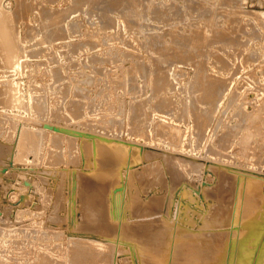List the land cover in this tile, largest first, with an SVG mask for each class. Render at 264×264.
Instances as JSON below:
<instances>
[{
    "label": "rangeland",
    "instance_id": "374dc122",
    "mask_svg": "<svg viewBox=\"0 0 264 264\" xmlns=\"http://www.w3.org/2000/svg\"><path fill=\"white\" fill-rule=\"evenodd\" d=\"M2 20L0 264H264V0H0Z\"/></svg>",
    "mask_w": 264,
    "mask_h": 264
},
{
    "label": "bare ground",
    "instance_id": "6f19581e",
    "mask_svg": "<svg viewBox=\"0 0 264 264\" xmlns=\"http://www.w3.org/2000/svg\"><path fill=\"white\" fill-rule=\"evenodd\" d=\"M0 33H1V37H0V44L5 48V49H7V50H9L10 51V56H12L13 58H16L17 57V54H16V49H17V47H16V44H15V41H14V39H13V35H12V31L10 30V27H9V21L8 20H6V21H0ZM14 61V63L16 64V66L18 65L17 63V61L14 59L13 60ZM21 61V60H20ZM16 84V83H15ZM20 84V83H19ZM15 86V85H14ZM13 98L15 99V100H19V96L17 95V94H14L13 95ZM245 180V179H244ZM244 190V189H243ZM226 195V194H225ZM222 197H223V195H222ZM224 198V197H223ZM225 199V198H224ZM228 202V201H227ZM220 209V208H219ZM235 212V211H234ZM240 218V217H239ZM241 223H242V221H241ZM250 224H252V223H250ZM242 225V224H241ZM238 226H239V224H238ZM179 228H181L180 226H179ZM211 228V227H210ZM189 229V228H188ZM186 230V228H185V230H183V231H181V229H178L177 228V230L176 231H181L183 234L181 235L180 234V231L179 232H177V233H179L178 235H176L175 236V239H174V241H178V242H180V239H183V243L185 244V246H188V249H190V245H191V247H192V249L195 247V245H198L199 243H201L202 241H201V239L199 238V236H197V234H195V232H197V231H193V230ZM174 234H176V233H174ZM172 237L170 238V241L172 242ZM239 239H241L240 237H239ZM203 240V239H202ZM170 241H168V243L170 242ZM171 242H170V244H171ZM170 244L168 245L167 244V248H168V246H170ZM174 246V245H173ZM176 246V245H175ZM175 249H176V247H174ZM236 248V247H235ZM234 248V249H235ZM188 249H186L187 251H188ZM196 249H198L197 247L195 248V250ZM147 250V249H146ZM167 251H169V248L168 249H166ZM194 250V249H193ZM166 251V252H167ZM190 251V250H189ZM192 251V250H191ZM165 252V253H166ZM175 252V251H174ZM236 252V251H235ZM237 252H238V250H237ZM153 253H155V252H153ZM153 253H151V255H152V259L154 260V258H158L159 256H157V254H153ZM168 253V252H167ZM259 253V252H258ZM215 254V253H214ZM220 253H218V255H219ZM150 255V254H149ZM168 255V254H167ZM170 255H171V253H170ZM212 255V254H211ZM42 256V255H41ZM171 256H173V255H171ZM217 255H215V261H216V263L218 264V260L216 259L217 257H219V256H217ZM235 257L237 256V255H234ZM151 257V256H150ZM174 257V256H173ZM160 258V257H159ZM237 258V257H236ZM233 259V263L232 264H235V262H236V264L241 260V258L239 259V257L237 258V259ZM42 259V258H41ZM242 259H244V257H242ZM262 259V258H261ZM151 260V259H150ZM170 260H171V257H170ZM174 259L172 258V261H173ZM176 260V259H175ZM258 261L259 260H257V263L256 264H258ZM262 261V260H261ZM40 262V264H41V261H39ZM43 262V261H42ZM152 262V261H151ZM170 262V261H169ZM228 262H230V256L226 259V264H228ZM243 262V261H242ZM240 263V262H239ZM155 264H157L156 262H155ZM176 264V263H175ZM252 264V263H251Z\"/></svg>",
    "mask_w": 264,
    "mask_h": 264
}]
</instances>
